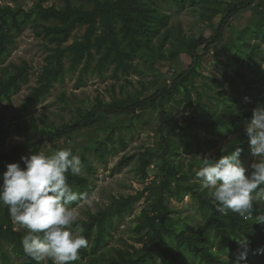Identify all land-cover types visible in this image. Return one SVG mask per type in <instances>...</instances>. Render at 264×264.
<instances>
[{"label":"trees","instance_id":"trees-1","mask_svg":"<svg viewBox=\"0 0 264 264\" xmlns=\"http://www.w3.org/2000/svg\"><path fill=\"white\" fill-rule=\"evenodd\" d=\"M44 1L38 0L29 8L0 4V104L10 103L12 95L29 82L31 65L27 61L12 64V69L3 66L17 36L31 28L46 42L47 52L23 109L9 119L0 108V174L7 163L21 162L26 153L51 154L57 140L73 138L85 173H68V182L90 196L96 172L90 154L106 163L108 155L117 150L115 140L121 150L127 146L122 130L129 131L146 113L154 112L157 117L156 139L150 146L140 147L135 168L144 182L149 177L148 168L154 165L155 179L135 194L112 196L106 206L78 219L73 228H82L89 244L79 250L80 259L71 264H235L242 250L237 241L242 239L248 242V253L240 264H264V223L255 219L264 213V206H256L250 218L218 212L194 169V151L200 150V143L214 146L216 138L226 140L211 154L216 159L237 147L242 149L240 157L250 150L245 131L231 138L229 134L252 118V110L244 104H263L257 84L264 88V0H236L225 5L218 0H63L60 7L45 6ZM165 5L191 7L210 28V35L185 36L180 25H171ZM247 9L252 13L246 23L226 40V27ZM79 29L83 32L75 36ZM166 43L171 46L168 54L164 52ZM219 44L230 57L217 53L222 60L218 67L221 77L205 76L199 71L202 59ZM182 53L190 62L172 74L169 82L158 86L156 77L144 81L141 65L152 68L158 61L172 64ZM75 71V88L85 84L89 73L102 81L108 76L115 83L124 80L130 84L131 75L142 79L135 91H120L119 95L112 84L109 100L98 94L90 107H77L76 116L59 125L41 117L24 118L34 104ZM171 102L173 108L183 105L197 113L179 121ZM12 134L20 140L7 148ZM78 134L84 137L81 143L76 142ZM47 144L52 146L50 151H46ZM131 161L122 155L117 165ZM185 195L195 202V212L178 215L171 199L181 201ZM143 196L147 205L135 216L133 243L111 245L116 221L132 215ZM25 233L26 229H15L7 206L0 205V264L12 261L6 247L20 258L19 264H37L23 251ZM46 262L52 264L49 259Z\"/></svg>","mask_w":264,"mask_h":264},{"label":"rangeland","instance_id":"rangeland-1","mask_svg":"<svg viewBox=\"0 0 264 264\" xmlns=\"http://www.w3.org/2000/svg\"><path fill=\"white\" fill-rule=\"evenodd\" d=\"M36 1L38 0H19V2H13L12 0H0V4H10L12 6L19 4L23 8H29ZM74 1L81 2V0ZM218 1L221 5H225L227 2H235L236 0ZM42 3L45 6L55 5L60 7L63 5V0H46ZM163 10L170 14L171 25H180L185 36H190L192 34H203L205 36L210 35V28L200 21L197 13L191 7L178 9L172 5L171 7L165 5ZM251 13L252 12L247 9L232 20L230 25L225 29L226 40L229 36L237 33L238 29L246 23V20L250 17ZM82 32L83 29H79L75 31L74 34L75 36H79ZM70 41L71 39L69 42ZM45 43L46 42L44 40L35 36L31 28L28 27L17 36L16 43L11 47V51L3 63V66H8L10 69H12V64H19L21 60H25L31 65L29 82L25 85H22L20 90L12 95L10 103L2 102L0 104V108L7 114L9 119H14L16 113L23 109L26 95L30 91L31 87L36 83V74L38 71H40V68L44 63V57L47 54L44 48ZM223 46V44L216 45L211 53L202 59L199 71L203 75L221 77L218 67L222 65V60L219 56L217 57L216 54H224L225 56L230 57V52L223 48ZM169 48H171L170 44L166 43L164 47L165 54H168ZM189 62V57L182 53L172 64L168 61H158L152 68H150L148 65H146V67L141 65L140 68L143 71L142 76L144 81H149L152 77H156L157 81L159 82L158 86H160L163 85V83H167L168 80L171 79L172 74L176 73V71L182 66L189 64ZM108 73L109 72H107V75H109ZM77 75L78 71L68 73L65 81L61 84H57L51 90L49 95H47L43 100L34 104V106L31 107L30 113L26 114L24 118L29 119L30 116L41 117L46 122L52 120L55 122V124L59 125L72 120L76 116L77 107H90V104L98 94H101L106 100H109L110 95L112 94V84L114 85L113 88L115 90V94L119 95L121 92L125 93V91H135L136 88L140 87L137 81L142 79L140 76L131 75L130 84L124 80H120L119 82L115 83L114 80L108 78V76L107 79L102 81L97 76H95V74L89 73L85 78V84L75 88ZM197 81L200 82L201 79L197 78ZM119 85L123 86L120 87ZM257 85L261 88L260 97L263 101V104L246 103L244 104V107L248 110H252L258 106H264V88L261 83H258ZM178 97H181V94H179ZM204 100L209 104L214 103V101L208 100L207 98H204ZM173 105L174 102H171L169 106L176 113L175 116L179 121L189 118L197 113V111L195 112V110L192 108H184L183 105L173 108ZM146 120L149 122L144 123ZM250 120L245 123L243 128L229 134V138L239 134L241 131H244L247 123L250 122ZM156 123V114L154 112L146 113L140 120H136L134 122L133 128H131L129 131L122 130V135L127 142V146L124 150H121L117 140H115L117 150L114 153L108 155L106 163H102L90 154L91 161L96 169V172L92 177L95 186L91 192V195L89 196L91 203L81 201L77 205L72 206L78 213V219L85 218L88 212H96L100 208L106 206L112 196L118 197L120 195L125 196L128 194H135L137 191H142L146 185L155 179L154 176L156 169L154 165L148 168L149 177L144 182L139 180V176L136 174L135 168L137 164L136 157L140 152V147L150 146L156 139L154 135ZM199 132H202V129H199ZM83 138V135L78 134L76 136V142L81 143ZM19 140L20 138L18 136L12 134L7 141V148L17 144ZM215 140L216 143L214 146H205L203 143H200V150L194 151V157L196 161L194 169L198 170L202 166V157L204 155L214 153L217 148L220 145H224L226 141L220 138H216ZM74 141L75 140L73 138L66 141L62 139L57 140L55 143L57 146L51 150V153L57 148L60 149L62 145H67L73 150L75 155H78L79 148L77 145H74ZM46 146V151H50V149H52L50 144H47ZM27 155L29 154L26 153L25 156ZM122 155L131 157L132 161L128 165L118 167L117 162L122 157ZM240 158L246 167L250 165L253 160L250 150H248L245 155ZM184 162L187 163L188 158H186ZM81 173H85V168L83 166ZM146 193L147 192H145L144 196ZM144 196L140 198L139 202L136 204L132 215L125 216L121 221H116V229L113 232V236L109 240L111 245L124 246L126 243H133L131 237L133 235V222L136 220L135 216L143 207L147 205L144 200ZM171 205H173L178 210V215H185L186 213L195 212V202L190 196L187 195H185L181 201H177L174 198L171 199ZM14 227L17 230L25 229L24 226L15 222ZM6 250L9 252L12 260L11 263L8 264H19L20 258L11 255L9 247H6ZM43 264H47L46 260L43 261Z\"/></svg>","mask_w":264,"mask_h":264},{"label":"clouds","instance_id":"clouds-1","mask_svg":"<svg viewBox=\"0 0 264 264\" xmlns=\"http://www.w3.org/2000/svg\"><path fill=\"white\" fill-rule=\"evenodd\" d=\"M244 131L253 157L250 165H244L242 149L237 147L219 159L204 155L195 176L201 188L210 191L218 212L250 218L256 206H264V106L252 109ZM20 159L23 166L7 163L0 174V205L7 206L12 220L26 229L21 243L27 256L37 264L46 259L52 264H71L89 244L83 229L73 228L78 213L72 206L80 201L91 203L90 197L68 182V173L81 174V158L71 148H62L51 154L31 152ZM255 219L264 223V213ZM237 242L242 250L235 264H240L247 259L248 242Z\"/></svg>","mask_w":264,"mask_h":264},{"label":"built area","instance_id":"built-area-1","mask_svg":"<svg viewBox=\"0 0 264 264\" xmlns=\"http://www.w3.org/2000/svg\"><path fill=\"white\" fill-rule=\"evenodd\" d=\"M168 82H169V80H168Z\"/></svg>","mask_w":264,"mask_h":264}]
</instances>
